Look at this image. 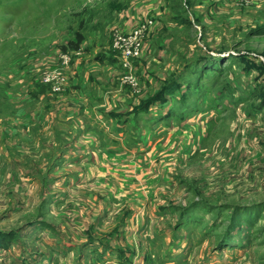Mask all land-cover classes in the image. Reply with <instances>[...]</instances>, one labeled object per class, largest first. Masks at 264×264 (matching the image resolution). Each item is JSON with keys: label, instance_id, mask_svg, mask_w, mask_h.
Segmentation results:
<instances>
[{"label": "rangeland", "instance_id": "obj_1", "mask_svg": "<svg viewBox=\"0 0 264 264\" xmlns=\"http://www.w3.org/2000/svg\"><path fill=\"white\" fill-rule=\"evenodd\" d=\"M245 1L0 0V116L11 115L19 104L24 105L16 95L29 94L31 86H46L42 73L58 65L59 54L66 53L77 35L83 40L80 55L71 54V67L63 71L67 82L62 93H52L48 85L51 95L62 96L71 86L78 57L120 55L111 48L114 27L128 33L138 30L145 20L152 22L129 72L114 73L115 85H123L138 105L136 118L114 129L128 136L112 140L118 142L114 147L128 151L133 145L146 149L162 131L190 127L186 131L191 134L184 141L189 151L177 140L169 146L171 154L154 156V164L162 162L164 167L161 164L158 169L164 171L153 176H158L155 180L163 187L161 207L173 234L169 245L176 255L173 264H264V32H259L264 29V4ZM141 60L152 69L148 89H142L145 81L130 72ZM18 70L23 77L15 73ZM14 73L22 84L18 88L7 82ZM170 89L173 94L164 93ZM30 108L22 106L23 111ZM199 124L204 126L202 137L193 133ZM5 127L1 122L0 130ZM109 137H104L107 147L112 142ZM24 152L32 154L29 148ZM45 158L37 162L47 168L57 160ZM128 159L138 163L133 157ZM33 160L28 156L27 166ZM47 168L31 173V180L42 182V187L24 186L20 190L24 203H17L18 195L11 192L2 197L0 186L1 233L18 234L19 228L34 220L45 225L52 220L56 226L58 213L81 209L66 203L54 206L59 212H50L49 205L42 209V201L51 194L59 198L67 191L52 185L57 173ZM33 240L18 235L14 244L27 245L22 250L17 247L25 257L45 250L44 239ZM10 253L8 257L0 252V264H17V253Z\"/></svg>", "mask_w": 264, "mask_h": 264}, {"label": "crops", "instance_id": "obj_2", "mask_svg": "<svg viewBox=\"0 0 264 264\" xmlns=\"http://www.w3.org/2000/svg\"><path fill=\"white\" fill-rule=\"evenodd\" d=\"M75 61H78L76 78L62 96L51 95L40 85L31 86L29 94L23 95L21 90L22 95L18 94L15 98L32 108L23 111L24 105L19 104L17 111L11 115L0 116V123L6 125L0 130V186L2 197L11 192L14 197L18 195L17 203H24L20 199V190L24 186L33 184L38 188L39 184L42 187V182L32 181L30 176L31 173L40 174L47 168V164L37 162L44 155L48 159H57L47 171L57 173L56 180L52 179L51 183L66 188L67 193L59 198L51 194L45 202L42 201V209L49 205L50 212H59L58 206L54 207L57 203H66L67 207L76 205L81 209L73 207L74 211L70 209L58 213L56 218L60 216V221L57 219L56 226L52 220L50 225L34 220L19 228V236L28 235L34 238L33 241H36V237H39V241L44 239L42 245L45 250L42 251L45 252L36 250L38 253L25 257L27 254H20L17 247L22 250V246L27 248V245L21 244L0 247V252L8 257L10 252H16L17 264H86L91 261L173 264L171 261L176 255L169 247L170 241H174L171 240L173 234L167 223L169 219L161 207L163 187L157 184L158 176H153V172L159 174L164 170L158 169L162 162L158 166L154 164V156L164 152L171 154L172 148L169 146L177 140L182 141L183 149L187 150L184 141L191 134L186 131L190 127L162 131L159 138L154 139L156 141L153 140L146 149L136 145L131 147L132 151L120 145L114 147L113 143L118 142L112 139L122 141L128 136L127 133L115 131V127L130 124L136 118L134 107L138 101L123 85H115L117 78L114 73L129 71L119 67L118 55L88 54ZM133 71L142 83L145 81L141 88L148 89L152 82V69L145 67L141 60L135 62L130 72ZM15 73H19L18 77L24 76L19 70ZM15 73L7 79L11 88L22 85L18 84ZM96 125L101 126L97 129ZM203 130L204 126L199 124L193 133L202 137ZM107 134L112 141L108 147L104 143ZM25 148H29L32 154L25 155ZM167 153L165 156L170 155ZM174 153L173 149L172 157ZM28 156L34 160L32 165L27 166L25 160ZM129 157L138 163H133L135 161ZM58 173L62 174L58 176ZM6 200L5 204L9 206L11 200ZM40 203L38 201L36 204ZM32 230H39V233ZM18 257L24 260H18Z\"/></svg>", "mask_w": 264, "mask_h": 264}, {"label": "built area", "instance_id": "obj_3", "mask_svg": "<svg viewBox=\"0 0 264 264\" xmlns=\"http://www.w3.org/2000/svg\"><path fill=\"white\" fill-rule=\"evenodd\" d=\"M246 3L258 2L263 3L264 0H246ZM143 25L136 31L123 33L118 27L113 28L112 33V49L114 52H119V64L123 69L129 70L134 61H136L141 53L142 37L146 29H150L152 22L145 20ZM80 50L77 52L59 54L57 61L58 65L55 68L47 67L42 73L41 80L44 84L50 85L52 93L59 94L64 91L66 77L63 71L71 67L73 55H80ZM86 264H110L104 261L87 262Z\"/></svg>", "mask_w": 264, "mask_h": 264}, {"label": "trees", "instance_id": "obj_4", "mask_svg": "<svg viewBox=\"0 0 264 264\" xmlns=\"http://www.w3.org/2000/svg\"><path fill=\"white\" fill-rule=\"evenodd\" d=\"M259 32H264V29L259 30ZM82 38L80 35L76 36L75 41L68 43L69 44V48L67 50H64V52L66 53H71V52H77L78 50H80V44L82 43ZM74 56H72V61H73ZM41 86V85H40ZM44 87L46 89H48V91L50 90V87L48 85H44ZM50 93V91H49ZM164 93H168V94H173L174 91L173 89L170 90H166L164 91ZM18 235L15 231H8V232H0V247L1 248H8L9 246L13 245L16 241H17Z\"/></svg>", "mask_w": 264, "mask_h": 264}]
</instances>
